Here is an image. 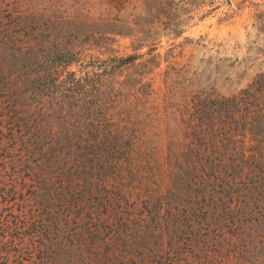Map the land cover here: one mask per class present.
Instances as JSON below:
<instances>
[{
  "label": "trees",
  "instance_id": "16d2710c",
  "mask_svg": "<svg viewBox=\"0 0 264 264\" xmlns=\"http://www.w3.org/2000/svg\"><path fill=\"white\" fill-rule=\"evenodd\" d=\"M1 14L0 264L45 259L50 243L37 227L46 218L52 222L56 213H48L55 206L59 212L79 209V247L83 254L89 248V264L114 261L128 230L163 232L200 216L218 225L203 261L175 247L161 264H264V73L229 96L164 98L166 146L155 173L160 182L131 208L134 227L129 216L107 210L115 197L95 194L97 187L132 194L122 179L132 172L128 166L143 131L137 113H126L132 104L126 94L139 99L140 77L111 88L107 83L121 67L134 66L136 54L98 67L82 59L80 43L44 34L40 19ZM135 26L129 24L126 34L137 46ZM72 64L83 69L70 70ZM175 121L177 131L170 126ZM107 246L112 251L105 253Z\"/></svg>",
  "mask_w": 264,
  "mask_h": 264
},
{
  "label": "rangeland",
  "instance_id": "374dc122",
  "mask_svg": "<svg viewBox=\"0 0 264 264\" xmlns=\"http://www.w3.org/2000/svg\"><path fill=\"white\" fill-rule=\"evenodd\" d=\"M0 5L1 15L13 13V18L20 12L27 19H40L45 22L44 34L66 37L71 45L80 43L82 59L98 67L109 58L136 54L134 66L121 67L115 80L107 83L111 88L135 74L140 77L139 99L126 94L132 101L126 113H137L143 131L142 146L128 166L132 172L122 179L132 194L111 193L108 187H97L95 194L99 198L101 192H108L115 197L107 210L119 211L116 217L129 216L130 221L134 203L160 182L155 173L166 146L164 98L181 102L201 93L229 96L264 73V0H0ZM133 21L137 46L126 34ZM69 69L78 72L83 68L72 64ZM177 123L170 124L175 131ZM54 213L50 224L46 218V225L37 227L46 231L43 240L50 243L39 264H89V248L83 254L79 247L83 225L78 220L79 209L59 212L55 206L49 218ZM130 223L137 225L135 219ZM216 236L218 225L201 216L194 217L190 225L163 232L155 227L133 228L124 233L117 250L113 249L119 251L116 259L102 264H161L168 261L175 247L187 250L199 263L202 250L211 246L214 240L209 239ZM110 251L111 246L104 249Z\"/></svg>",
  "mask_w": 264,
  "mask_h": 264
},
{
  "label": "water",
  "instance_id": "95a60500",
  "mask_svg": "<svg viewBox=\"0 0 264 264\" xmlns=\"http://www.w3.org/2000/svg\"><path fill=\"white\" fill-rule=\"evenodd\" d=\"M232 1H236V0H232Z\"/></svg>",
  "mask_w": 264,
  "mask_h": 264
}]
</instances>
